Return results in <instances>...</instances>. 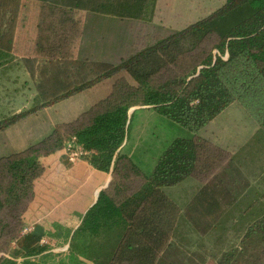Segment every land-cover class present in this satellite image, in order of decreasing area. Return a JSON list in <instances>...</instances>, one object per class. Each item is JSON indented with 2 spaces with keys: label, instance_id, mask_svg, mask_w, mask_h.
Listing matches in <instances>:
<instances>
[{
  "label": "trees",
  "instance_id": "16d2710c",
  "mask_svg": "<svg viewBox=\"0 0 264 264\" xmlns=\"http://www.w3.org/2000/svg\"><path fill=\"white\" fill-rule=\"evenodd\" d=\"M17 1L0 0V66L10 57ZM37 1L43 5L42 15L50 18L41 27L49 34L41 37L47 44L39 46L40 53L65 59L72 26L60 29L71 24L72 10L86 11L91 28L95 15L114 19L117 50L102 52L112 61H50L40 70L32 107L0 121L1 133L73 95L97 85L110 87L73 120L55 125L21 152L0 157V237L16 239L44 172L43 159L75 137L84 150L92 151L86 160L94 169L112 171L109 186L99 192L70 240L69 250L84 260L169 264L166 260L175 250L183 255L179 264H205L206 258H186L174 245L185 225L212 234L215 247L230 233L238 235L241 250L253 241L264 244L263 194L248 179L258 174H245V161L239 157L252 143L264 142V0H225L178 31L153 24L157 0ZM176 67L183 68L181 74ZM233 103L258 129L238 152L229 154L197 134ZM135 106L152 109L190 132L163 150L147 176L124 152L136 110L128 112ZM189 178L208 181L186 207V215L164 188ZM202 222L201 232L197 227ZM6 252V247L0 249ZM236 253L232 246L209 258L230 264ZM0 264L16 263L1 256Z\"/></svg>",
  "mask_w": 264,
  "mask_h": 264
},
{
  "label": "crops",
  "instance_id": "0c3cea01",
  "mask_svg": "<svg viewBox=\"0 0 264 264\" xmlns=\"http://www.w3.org/2000/svg\"><path fill=\"white\" fill-rule=\"evenodd\" d=\"M162 2L163 0L156 2L153 24L164 30H180L208 16L214 10H208V8L197 10V7L189 3L186 10L188 13L178 14L179 17L174 16L175 24L172 25L166 23L165 18L163 19L159 13ZM42 6L37 0L17 1L10 57L0 66V73L10 72L9 70L15 67L16 72L19 73L16 75L22 76L26 82L30 81L36 84L39 80L40 70L48 66L50 61L75 63L89 58L90 63L94 60H104L106 57L103 58L102 52L117 50L115 48H117L118 34L114 19L95 15L93 28H91L88 27L86 11L72 10L70 12L71 24L67 23L60 29L61 31L66 30L69 25L72 26L68 33L65 59L51 58L47 57L45 53H40L39 46L47 42H42L41 37L49 34L47 31L42 33L41 27L45 24L48 26L50 22V18L42 15ZM6 14V18L9 17V14ZM42 17L45 22L42 21ZM45 47L47 46L45 45ZM105 60L112 61V58ZM5 67L6 69L3 70ZM109 88L97 85L64 100L62 104L70 110L66 122L76 118L96 101L106 96ZM133 111L134 109H132ZM245 133L248 136V133ZM33 140H37V138ZM12 144L14 143L10 139H6L5 145L2 147H5L8 152ZM42 162L45 168L44 172L35 183L34 198L23 215L24 227L28 228L29 232L25 236H21L18 246L15 248L16 256L13 260L16 264H92L70 251L69 244L73 232L81 224L85 213L95 204L99 192L109 186L112 180V171L109 173L100 172L94 169L87 160L71 163L68 161L64 149L45 157Z\"/></svg>",
  "mask_w": 264,
  "mask_h": 264
},
{
  "label": "rangeland",
  "instance_id": "374dc122",
  "mask_svg": "<svg viewBox=\"0 0 264 264\" xmlns=\"http://www.w3.org/2000/svg\"><path fill=\"white\" fill-rule=\"evenodd\" d=\"M224 2L225 0H163L159 13L163 16V19L165 18L166 23L174 25L176 15L179 17L178 14L185 15L188 13L186 10L189 3L197 7V10L200 8H208V10L214 9L213 11H215L220 8ZM210 45L211 44H208L207 46ZM213 53L215 54L216 52L214 51ZM5 69L6 67L3 70ZM182 69V67L181 70L180 67L175 68V70H177L176 72H179V74L182 73ZM9 71L10 72L0 73V121L14 114H18L21 111L30 109L33 105V99L36 96V84L34 82H26L23 80L22 76L16 75L19 73L16 72L15 67ZM140 107L142 106L131 108V110L134 109L137 111L131 121L128 145L124 152H129L132 157L131 161L147 176L153 168L157 157L163 150H165L175 138L188 137L190 136V132L159 115L154 110ZM69 111L66 105L59 102L29 115L26 119L21 120L14 126L1 132L0 157L21 152L32 145L34 141L49 134L53 126L60 123L63 124L67 121ZM257 129L258 127L249 118L242 107L237 103H233L227 107L222 115L207 125V127L201 129L197 137L208 141L210 144L220 150H224L226 153L235 154L241 147L250 141L253 137H251V135L254 134V132L256 133ZM245 132L248 133V136ZM35 138H37V140H33ZM260 138V140L264 139L261 136ZM6 139H10L14 143L12 147L9 148L8 152L5 150V147H2V145H5ZM68 141L69 140L65 143ZM22 143L25 145H21ZM239 157L245 161L243 168L245 174H258L256 177L248 176V179L250 184L263 194L264 201V142L252 143L249 148L241 152ZM207 179L199 180L189 178L175 187L164 188V190L166 194L182 208V214L187 215L186 207L196 193L202 188L204 183L208 181ZM204 225V222L200 223L197 229L202 232ZM24 228L23 225L16 239L11 240L7 236L0 237V249L6 247V251H8L6 253H0V257L3 256L15 259V248L18 246L21 236H25L23 233ZM180 232L182 238L176 239L174 245H178L181 250L178 251L186 255V258L202 256L206 258L205 264H216L217 260H212L209 256L217 254V251L220 249L229 250L234 246L238 253L234 254L230 264H244L245 262L264 264V244L259 242L253 241L246 250H241L239 248L240 243L237 238L238 235L230 233L229 235H224L225 241L222 245L215 247L212 234L196 233L189 225H185ZM176 252L175 250H171L170 256L166 260L167 263L179 264L181 262L182 258L180 256L183 257V255ZM192 261L195 262L196 260Z\"/></svg>",
  "mask_w": 264,
  "mask_h": 264
},
{
  "label": "built area",
  "instance_id": "2783aa9c",
  "mask_svg": "<svg viewBox=\"0 0 264 264\" xmlns=\"http://www.w3.org/2000/svg\"><path fill=\"white\" fill-rule=\"evenodd\" d=\"M64 151L67 155V159L71 163H75L79 160H86L88 156L92 154V151H86L81 145L78 144L75 137H72L64 146ZM29 232L28 228L23 229V233L26 235Z\"/></svg>",
  "mask_w": 264,
  "mask_h": 264
},
{
  "label": "water",
  "instance_id": "95a60500",
  "mask_svg": "<svg viewBox=\"0 0 264 264\" xmlns=\"http://www.w3.org/2000/svg\"><path fill=\"white\" fill-rule=\"evenodd\" d=\"M131 112H132V110H129V112H128V113L130 114Z\"/></svg>",
  "mask_w": 264,
  "mask_h": 264
}]
</instances>
